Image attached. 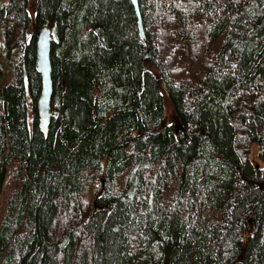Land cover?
Here are the masks:
<instances>
[{
    "label": "trees",
    "instance_id": "16d2710c",
    "mask_svg": "<svg viewBox=\"0 0 264 264\" xmlns=\"http://www.w3.org/2000/svg\"><path fill=\"white\" fill-rule=\"evenodd\" d=\"M137 2L0 0V264H264V0Z\"/></svg>",
    "mask_w": 264,
    "mask_h": 264
},
{
    "label": "water",
    "instance_id": "95a60500",
    "mask_svg": "<svg viewBox=\"0 0 264 264\" xmlns=\"http://www.w3.org/2000/svg\"><path fill=\"white\" fill-rule=\"evenodd\" d=\"M135 10V14L137 17L138 28L140 31V35L145 40V35L143 31V26L141 23V16L139 13L138 2L137 0H129ZM36 4L31 0L29 11L32 15V20L35 15V6ZM35 35V49H36V60H35V68L37 73L41 78V92L36 101V109H37V118H38V126L42 132L45 134L48 133L50 121H51V103L53 96V85L51 80V62H50V49L52 42V32L49 27L43 26L36 28L33 30ZM148 53L145 58H148ZM257 165L255 164V169L257 170ZM102 210L101 207L96 206L94 203V207L92 209V215L100 212ZM35 252L28 259L26 264L29 263L31 258Z\"/></svg>",
    "mask_w": 264,
    "mask_h": 264
},
{
    "label": "rangeland",
    "instance_id": "374dc122",
    "mask_svg": "<svg viewBox=\"0 0 264 264\" xmlns=\"http://www.w3.org/2000/svg\"><path fill=\"white\" fill-rule=\"evenodd\" d=\"M32 1L36 4V0H32ZM30 2H31V0H28V13H29V16L32 17V15L30 14V11H29ZM6 37H7V32L5 33V36H3L2 33H0V52L2 50V47H4V45H5ZM11 78H13V77L11 76L10 71L8 70V66L4 67V73L0 77V85L8 84L11 81ZM164 98H165V96H164ZM26 100H27V122L30 124V120L34 116L35 113L33 111L34 110L33 103H31L29 95H27ZM165 104L167 106V109L170 110L171 109L170 106H172V105L167 100H165ZM167 112L169 113V111H167ZM14 167H16V164L12 163L10 166H8L6 168V171L4 172L5 180L7 178H9V173H6V172L8 170H12V168H14ZM1 186H2V182L0 183V188H1Z\"/></svg>",
    "mask_w": 264,
    "mask_h": 264
}]
</instances>
